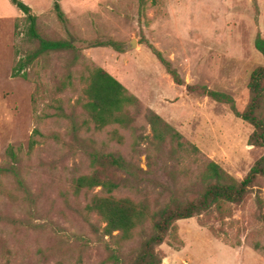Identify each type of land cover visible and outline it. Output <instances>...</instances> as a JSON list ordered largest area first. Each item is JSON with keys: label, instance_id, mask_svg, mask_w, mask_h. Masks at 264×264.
<instances>
[{"label": "rangeland", "instance_id": "374dc122", "mask_svg": "<svg viewBox=\"0 0 264 264\" xmlns=\"http://www.w3.org/2000/svg\"><path fill=\"white\" fill-rule=\"evenodd\" d=\"M23 1L38 16L42 37L72 40L75 46L41 54L17 69L39 41L29 37L26 15L11 0H0V167L9 165L8 148L14 146L31 190L24 199L12 179L3 177L0 264H115L116 258L131 264L141 242L153 233L147 221L130 239H121L118 231L107 234L101 216L88 209L94 195H105L103 188L74 192V178L93 168L87 151L71 148L69 120L56 114L60 105L67 114L84 118L82 61L107 70L139 99L130 108L129 126L82 129V139L91 146L120 153L149 171L143 183L121 187L116 196L148 198L152 208L171 191L193 200L204 188L198 172L204 160L242 180L264 155V148L251 142L254 126L232 109V104L239 112L248 108L251 74L264 64L254 45L257 34L264 36V0H146L145 5L140 0H58L65 23L54 12L55 0ZM108 40L120 43L123 52L89 47ZM150 45L171 61L183 85ZM211 92L227 94L233 103L216 100ZM151 111L178 130L182 141L201 150L199 164L173 152L175 144H155ZM36 128L45 136L34 135L37 144L29 151ZM227 211L221 215L213 207L178 221L179 240L168 236L156 247L162 264H264V177Z\"/></svg>", "mask_w": 264, "mask_h": 264}, {"label": "trees", "instance_id": "16d2710c", "mask_svg": "<svg viewBox=\"0 0 264 264\" xmlns=\"http://www.w3.org/2000/svg\"><path fill=\"white\" fill-rule=\"evenodd\" d=\"M11 2L26 15L29 21V37L39 41V46L29 55V60H21L17 65V69H22L27 61H32L41 54L74 49L75 45L72 40L45 39L42 37L37 28L38 16L33 13L31 6L23 0H11ZM140 2L142 5L146 4V0H140ZM54 12L61 22L68 21L58 0L54 2ZM254 45L264 57V36L260 33L257 34ZM100 46H112L117 51L123 52L121 44L114 40L89 44V47ZM149 47L165 66L174 81L179 85H183L184 82L178 71L172 67L171 61L167 60L154 46L150 45ZM80 64L87 74L85 78L86 86L83 88L86 96V101L82 104L84 118L79 120V116L67 114L60 105L57 106L60 112L56 114L69 120L68 133L73 140L70 146L74 150L87 151L93 168L92 173L74 178V192L79 195L85 189L99 186L103 188L105 195H94L88 209L101 216L106 224V233L109 235L118 231V237L130 239L139 227L147 221H151L153 223V233L141 242L138 254L131 264H162L163 259L157 253L156 247L163 244L168 236L179 240L177 222L206 212L213 207L221 215L227 216L229 213L227 211L228 205L242 203L253 191L259 177H264V155L256 161L242 180L230 175L217 162L204 160L202 166H198L204 188L200 195L193 200H190L187 196L181 198L177 192L171 191L163 204L152 208L148 198L136 200L129 196L118 197L115 195L116 191L121 187H132L133 184L143 183L148 179L146 174L149 171L144 170L120 153L101 152L91 146L86 140L82 139V129L91 131L93 127L96 131H102L113 124L129 126L133 121L130 108L135 107L139 99L122 82L96 63L82 61ZM69 79L70 83L74 84L75 80L72 75ZM249 88L252 99L248 108L244 112H239L232 104V109L238 117L254 126L251 142L264 148V64L253 70ZM211 95L216 100H226L233 103L232 98L227 94L211 92ZM149 122L152 126L155 144L160 147L167 142L175 144L176 147L174 146L173 152L185 154L194 163L199 164L202 152L196 145L182 141V134L154 111L149 113ZM36 134L45 136L43 132L36 128L29 140V151L34 150L37 144V140L34 138ZM51 136L57 140L61 139L57 133L51 134ZM89 147H92V150ZM8 155L11 162L9 165L0 167V195L4 193L2 188L3 177H7L12 179V182L18 186L19 192L24 194L23 198L29 199L31 190L20 168L22 159L12 145L8 148ZM118 172H123L126 177L124 179L119 178ZM258 202L261 207L262 201L260 198H258ZM260 218L264 222V214L261 213ZM99 264H105V261ZM115 264H121L118 258H116Z\"/></svg>", "mask_w": 264, "mask_h": 264}, {"label": "water", "instance_id": "95a60500", "mask_svg": "<svg viewBox=\"0 0 264 264\" xmlns=\"http://www.w3.org/2000/svg\"><path fill=\"white\" fill-rule=\"evenodd\" d=\"M136 45V41L135 40H132V42H131V46L133 47V46H135Z\"/></svg>", "mask_w": 264, "mask_h": 264}]
</instances>
